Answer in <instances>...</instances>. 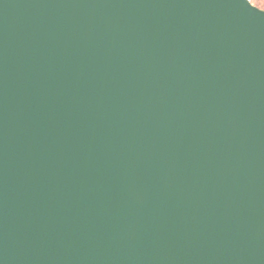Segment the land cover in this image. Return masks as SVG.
Returning a JSON list of instances; mask_svg holds the SVG:
<instances>
[{
	"label": "water",
	"instance_id": "1",
	"mask_svg": "<svg viewBox=\"0 0 264 264\" xmlns=\"http://www.w3.org/2000/svg\"><path fill=\"white\" fill-rule=\"evenodd\" d=\"M0 264H264V10L0 0Z\"/></svg>",
	"mask_w": 264,
	"mask_h": 264
},
{
	"label": "rangeland",
	"instance_id": "2",
	"mask_svg": "<svg viewBox=\"0 0 264 264\" xmlns=\"http://www.w3.org/2000/svg\"><path fill=\"white\" fill-rule=\"evenodd\" d=\"M250 3L257 8L264 10V0H250Z\"/></svg>",
	"mask_w": 264,
	"mask_h": 264
},
{
	"label": "built area",
	"instance_id": "3",
	"mask_svg": "<svg viewBox=\"0 0 264 264\" xmlns=\"http://www.w3.org/2000/svg\"><path fill=\"white\" fill-rule=\"evenodd\" d=\"M250 2V0H248Z\"/></svg>",
	"mask_w": 264,
	"mask_h": 264
}]
</instances>
